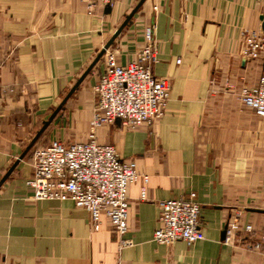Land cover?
Returning a JSON list of instances; mask_svg holds the SVG:
<instances>
[{"label": "crops", "instance_id": "1", "mask_svg": "<svg viewBox=\"0 0 264 264\" xmlns=\"http://www.w3.org/2000/svg\"><path fill=\"white\" fill-rule=\"evenodd\" d=\"M138 2L89 11L82 0H0V179ZM263 19L264 0H144L108 50L127 64L155 25L153 74L171 85L163 114L133 128L120 120L93 128L102 56L43 134L45 145L94 134L148 176L128 186L126 233L105 217L92 230L87 210L70 200L33 199L23 156L0 185V264H264L241 235L221 237L228 219L252 224L254 236L264 229V118L238 97L263 72L239 52L242 33L262 31ZM189 192L205 238L155 242L158 202Z\"/></svg>", "mask_w": 264, "mask_h": 264}, {"label": "built area", "instance_id": "2", "mask_svg": "<svg viewBox=\"0 0 264 264\" xmlns=\"http://www.w3.org/2000/svg\"><path fill=\"white\" fill-rule=\"evenodd\" d=\"M82 1L91 11L97 4L110 7L116 0ZM154 29L155 25L146 27L145 44L125 65L117 63L113 51L105 50L102 55L104 70L93 86V128L113 124L116 120L133 128L143 123L151 124L163 114L171 85L167 78L153 74L158 62ZM239 52L245 60H258L263 64L264 32L245 30ZM238 97L242 104L264 118V68L254 85L238 88ZM31 168L25 185L31 189L33 199L70 200L87 210L92 230H99L105 217L119 237L128 229V186L139 179L148 180L147 175L138 172L133 159L119 156L112 144L98 143L94 134L85 142H64L56 138L36 147L32 152ZM145 197L142 188L140 198ZM158 206V226L153 232L155 242L170 244L182 240L192 245L205 238L201 206L194 192L160 200ZM238 234L248 240L245 242L248 249L264 254V229L254 236L252 224L228 219L224 240L228 242ZM123 243L121 239V245Z\"/></svg>", "mask_w": 264, "mask_h": 264}, {"label": "water", "instance_id": "3", "mask_svg": "<svg viewBox=\"0 0 264 264\" xmlns=\"http://www.w3.org/2000/svg\"><path fill=\"white\" fill-rule=\"evenodd\" d=\"M144 0H139L137 5L125 16L123 22L119 25V27L116 29L114 34L111 36V38L106 42V44L101 48L95 59L93 60L92 64L85 70V72L78 78V80L75 82V84L71 87V89L67 92L66 96L61 100L60 104L52 111L50 116L48 117L47 120L43 121L42 126L40 129L35 133L34 137L32 138L31 142L28 144V146L25 148V150L22 152V154L15 160V162L10 166V168L7 170V172L3 175V177L0 179V185L1 183L9 176V174L13 171V169L16 167L18 162L23 158L25 153L29 150V148L32 146V144L39 138L41 133L46 129V127L49 125V123L53 120V118L56 116L58 111L62 108L63 104L66 102V100L73 94V92L77 89L79 86L80 82L83 80V78L88 74L92 66L102 57L104 54L105 50L112 44L113 40L115 37L121 32V30L126 27L134 13L137 11V9L140 7ZM262 31L264 32V19L262 21ZM245 58H242L241 62L242 64L244 63ZM263 67H264V62H263ZM221 237L224 239L225 237V227L221 233Z\"/></svg>", "mask_w": 264, "mask_h": 264}, {"label": "rangeland", "instance_id": "4", "mask_svg": "<svg viewBox=\"0 0 264 264\" xmlns=\"http://www.w3.org/2000/svg\"><path fill=\"white\" fill-rule=\"evenodd\" d=\"M45 132L47 131H43L41 133V135L39 136V138L32 144V146L29 148V150L25 153L24 155V158L28 160V162L31 163V158H32V152L33 150L36 148V147H39V146H43L45 145V139H44V136L43 134H46Z\"/></svg>", "mask_w": 264, "mask_h": 264}]
</instances>
